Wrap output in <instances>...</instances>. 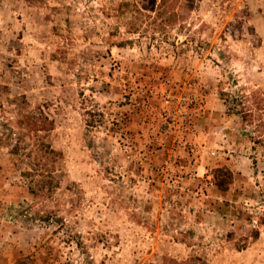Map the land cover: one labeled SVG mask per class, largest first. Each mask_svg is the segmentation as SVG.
<instances>
[{"label":"rangeland","instance_id":"374dc122","mask_svg":"<svg viewBox=\"0 0 264 264\" xmlns=\"http://www.w3.org/2000/svg\"><path fill=\"white\" fill-rule=\"evenodd\" d=\"M26 256L264 264V0H0V264Z\"/></svg>","mask_w":264,"mask_h":264},{"label":"trees","instance_id":"16d2710c","mask_svg":"<svg viewBox=\"0 0 264 264\" xmlns=\"http://www.w3.org/2000/svg\"><path fill=\"white\" fill-rule=\"evenodd\" d=\"M213 179L216 181V186L220 191H227L231 181H232V173L227 168H218L214 170ZM24 260H27L29 264H35L34 260L30 257L26 256L23 258H19L15 264H25Z\"/></svg>","mask_w":264,"mask_h":264}]
</instances>
